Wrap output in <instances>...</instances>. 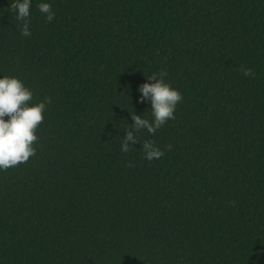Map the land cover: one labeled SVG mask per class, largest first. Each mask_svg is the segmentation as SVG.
I'll return each mask as SVG.
<instances>
[{"label": "trees", "instance_id": "16d2710c", "mask_svg": "<svg viewBox=\"0 0 264 264\" xmlns=\"http://www.w3.org/2000/svg\"><path fill=\"white\" fill-rule=\"evenodd\" d=\"M12 2L0 78L51 103L0 171V264H264V0H31L27 37ZM161 70L183 100L149 162L121 141Z\"/></svg>", "mask_w": 264, "mask_h": 264}, {"label": "clouds", "instance_id": "9594fccd", "mask_svg": "<svg viewBox=\"0 0 264 264\" xmlns=\"http://www.w3.org/2000/svg\"><path fill=\"white\" fill-rule=\"evenodd\" d=\"M16 12V19L22 21L21 35L27 37L30 31V8L31 0H13L9 6ZM39 11L45 15L47 22L55 19V13L49 3H40ZM241 73L252 76L253 70L240 66ZM167 73L161 70L159 73H152L147 76L151 83H143L139 86L140 102L146 100L151 103L150 121L139 115L131 113L134 122L125 132L121 141V151L127 153L131 144L141 143L144 158L149 162L160 159L164 156V150L155 145L151 139L143 142L138 138L141 130H146L150 135L162 128L167 121L175 119V110L178 103L182 102L183 96L180 91L172 88L170 83L164 80ZM33 91L25 86L24 82L16 77L4 76L0 78V171H7L10 168H17L21 164L27 163L30 158L36 155L35 145L38 142L37 129L43 123V113L46 106L51 103V97L38 103H31ZM7 117V119H6ZM172 145H166L167 150H171ZM129 168L133 167L128 163Z\"/></svg>", "mask_w": 264, "mask_h": 264}]
</instances>
